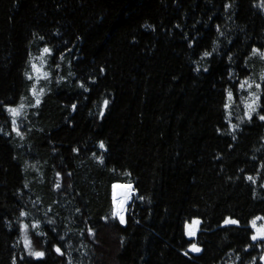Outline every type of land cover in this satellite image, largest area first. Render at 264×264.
<instances>
[{
    "label": "trees",
    "instance_id": "1",
    "mask_svg": "<svg viewBox=\"0 0 264 264\" xmlns=\"http://www.w3.org/2000/svg\"><path fill=\"white\" fill-rule=\"evenodd\" d=\"M259 4L0 0V264L13 256L17 264L21 256L31 264H253V257L260 264L247 225L264 216V124L254 117L230 132L223 108L231 90L238 124L248 96L240 82H254V92L255 83L264 85V60L250 56L252 47L264 51ZM45 46L60 58V73L53 69L40 107L20 118L21 140L4 106L29 97L30 56ZM205 51L212 55L202 58ZM105 98L110 106L100 117ZM113 183L135 190L126 225L111 215ZM225 217L240 226L220 227ZM192 218L202 221L191 240L202 252L185 256L184 223ZM21 221L43 259L25 253ZM34 221L45 235H36Z\"/></svg>",
    "mask_w": 264,
    "mask_h": 264
},
{
    "label": "snow or ice",
    "instance_id": "2",
    "mask_svg": "<svg viewBox=\"0 0 264 264\" xmlns=\"http://www.w3.org/2000/svg\"><path fill=\"white\" fill-rule=\"evenodd\" d=\"M258 6L261 8L262 11H264V0H260V4ZM230 7H231L230 4H224L225 11H227ZM216 31L220 33V35H223V33L220 30L219 25L217 26ZM41 39H43V37H41ZM188 46L192 47L193 45L192 43H189ZM213 51H216V49L214 48ZM45 54H47L48 56H53V50L47 46L43 47L41 50V57H40L41 65L38 67L37 64L35 63L31 64L32 72L36 76V82H34L29 89V92L35 101L34 103H29L28 105L29 107H32V108H39L41 105V98L43 95L46 94L44 88H40L39 94H37V83L39 82V80L42 78L44 80H47L49 83L51 82L50 81L51 74L49 72H42V68L46 63V60L44 59ZM211 55L212 53L205 51L203 53L202 58H206ZM250 56H258L261 60H264V51H261L258 47H252ZM61 58H63V54H61ZM228 59L229 61H231L232 56L229 55ZM56 67L57 69H59L60 65L57 64ZM245 67H247V58L245 61ZM207 70H208L207 68L204 69V71H207ZM104 71L105 70L103 68L100 69L101 73H103ZM196 71H199V68H197ZM71 75L72 73L69 72V76ZM229 75L231 76L232 73L230 72ZM25 76L27 80L29 81L33 80V75L26 73ZM260 79L261 81H264V74H261ZM63 80H64V77L61 76L56 82L57 84H60ZM95 82H96L95 80L91 81V83L93 84ZM77 83H78V87L83 89L84 92L90 91L88 87H85L84 83L79 82V81H77ZM245 84L248 85L247 89H244ZM252 87H253V84L250 83L247 79L240 82L239 88L247 91L248 96L244 98L243 107L245 110L243 112V116L238 117L239 119L238 124L231 122L232 117H231L230 108H231V102H233V92L231 90H226V99L223 104V108L225 110V121L228 125L230 132L237 131L240 125L245 122V120L251 123L254 117L258 119L260 122H262V124H264V101H262V97H264V85H262L261 83H255L254 87L257 90L256 92H252L250 90L252 89ZM21 99L23 100L24 98L22 97ZM109 106H110L109 99L107 98L103 99L102 103L98 105L100 117H104L105 109L108 108ZM24 107L25 105L23 103H21L18 106H10V105L4 106V111L7 112L11 117V124H12L11 133H14L21 140L24 139V135L22 134L20 130V126L17 122V117L21 115V109H23ZM71 107H72V110L75 111L77 108V105L73 104ZM29 131H31V129H29ZM217 132L218 133L220 132L219 128L217 129ZM4 134L9 135V133L7 132H5ZM232 139L235 140L236 136L233 135ZM97 146L99 149H103L105 151L107 150L106 145L103 141H100ZM229 147H231V145H229ZM72 151L77 152L78 149L73 148ZM93 157L98 159L100 163L104 162L103 157L102 156L97 157L96 153H93ZM261 166L264 167V165H261ZM56 175H57V183L55 184V189H59L61 187L59 183L60 173L57 172ZM68 175L70 176L71 173H69ZM124 175L130 176L131 174L125 172ZM245 180L250 181L252 184H256V180L252 176H246ZM260 187L264 188V184L260 185ZM111 189H112L111 215L114 219H117L119 221L120 225H126L127 223L126 204L128 203L129 199L135 194V190L133 189V186L131 185V183L127 185L113 183L111 185ZM118 189L120 190L119 192H118ZM138 198L141 201H143L144 199L142 196ZM49 211H51V209H49ZM76 211L77 213H79L80 209L77 208ZM27 215H28L27 212L23 210L20 211V217H26ZM258 221H264V216H255L254 218L248 221L247 227L252 230L248 238L253 242V244L249 245L248 247L257 246L261 248L262 254L259 256V261H260V264H264V244L257 243L258 241H264V223L258 224ZM47 223L49 225H52L55 223V221L49 219L47 220ZM201 223L202 221L199 218H193L191 220V223H188V222L184 223V235L189 238L188 248L183 253L185 256H188L189 253H201L202 252V248L198 245V243L191 242V240L197 236V232L199 231V226L201 225ZM225 226L239 227L240 221L232 217H225L220 227H225ZM28 227L29 226L27 224L21 221L19 225V229L21 233V239L24 245V251L27 254V256L30 257L32 260L43 259L46 255L45 251H36V250H33L32 248V242L28 236ZM31 228L33 230H36L37 236L45 235V233L38 231V229H40V221H34L31 224ZM52 231H55V228H53ZM88 235L89 236L94 235L91 228L88 229ZM60 239L63 240L64 237L61 236ZM19 243L20 241L17 242V244ZM248 247H245L244 249L245 252L248 251ZM53 250L56 252L58 256L65 255V253L62 251L60 246L53 245ZM20 260L24 261V264H31V260H26L24 256H21ZM255 261H256V258L253 257V264H255ZM11 264H17V258L15 256L12 257ZM69 264H71V261H69Z\"/></svg>",
    "mask_w": 264,
    "mask_h": 264
},
{
    "label": "rangeland",
    "instance_id": "3",
    "mask_svg": "<svg viewBox=\"0 0 264 264\" xmlns=\"http://www.w3.org/2000/svg\"><path fill=\"white\" fill-rule=\"evenodd\" d=\"M42 48L43 47H41L37 52H35V53H32V55L30 56V63H29V71H28V74H30V75H33V80L31 81L32 83H31V86H32V84L34 83V82H36V76H35V74H33V72H32V68H31V64L32 63H35V64H37V66L39 67L40 65H41V60H40V57H41V50H42ZM44 59L46 60V63H45V65L43 66V68H42V72H49L50 74H51V76H50V81H51V79H52V76H53V69H56V70H58L57 72H56V74L58 75L59 73H60V67H59V69H57V67H56V65L57 64H59L60 65V58H58V59H55V60H53V59H51L50 58V56H48L47 54H45L44 55ZM67 67H68V64H67ZM69 70H67V74H69ZM250 83H254V82H250ZM48 84H49V82L47 81V80H44V79H40L39 80V82L37 83V94H39V89L40 88H44V90H45V92L47 91V86H48ZM252 92H254V91H252ZM43 97V96H42ZM41 100H42V98H41ZM35 101H34V99H33V97H32V95L30 94V92H29V97L28 98H25L24 100H22L20 103H18L16 106H18V105H20L21 103H23L24 105H25V107L23 108V109H21V115L20 116H18L17 117V122H19L20 121V118L21 117H25L26 116V113L28 112V110H29V103H34ZM19 124V123H18ZM131 200V199H130ZM129 200V201H130ZM254 218V217H253ZM193 219V218H192ZM191 219V220H192ZM191 220H189V221H186V222H188V223H191ZM259 223H264V221H258V224ZM188 238V237H187ZM192 254H198V253H192Z\"/></svg>",
    "mask_w": 264,
    "mask_h": 264
},
{
    "label": "bare ground",
    "instance_id": "4",
    "mask_svg": "<svg viewBox=\"0 0 264 264\" xmlns=\"http://www.w3.org/2000/svg\"><path fill=\"white\" fill-rule=\"evenodd\" d=\"M118 184L127 185V184H124V183H118ZM119 191H120V190L118 189V192H119ZM131 198H132V197H131ZM131 198H130V199H131ZM130 199H129V200H130ZM128 202H129V201H128ZM127 204H128V203H127ZM127 204H126V207H127Z\"/></svg>",
    "mask_w": 264,
    "mask_h": 264
}]
</instances>
